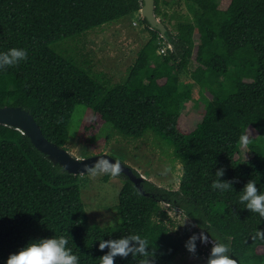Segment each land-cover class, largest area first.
<instances>
[{"label": "trees", "instance_id": "1", "mask_svg": "<svg viewBox=\"0 0 264 264\" xmlns=\"http://www.w3.org/2000/svg\"><path fill=\"white\" fill-rule=\"evenodd\" d=\"M183 1L187 12L175 13L173 31L166 26L172 48L142 18L149 38L114 81L95 69L83 44L71 42L137 12L142 0H0V52H28L19 65L0 70V106L25 108L48 140L64 146L80 104L111 125L107 140L152 132L181 164L177 188L145 179L148 195L118 175L120 221L100 226L89 221L79 174L53 163L20 129L0 123V264L30 242L60 236L79 264H100L107 251L99 250L100 241L136 234L156 248V264H174L183 244L167 225L162 203L208 234L204 246L220 241L238 264L264 263V239H253L264 230V218L240 202L249 180L264 193V0ZM154 10L166 15L157 0ZM194 87L200 120L183 133L179 119ZM244 135L248 155L241 154ZM221 167L219 179L238 180L233 190L212 189ZM140 259L117 257L115 264Z\"/></svg>", "mask_w": 264, "mask_h": 264}, {"label": "rangeland", "instance_id": "2", "mask_svg": "<svg viewBox=\"0 0 264 264\" xmlns=\"http://www.w3.org/2000/svg\"><path fill=\"white\" fill-rule=\"evenodd\" d=\"M157 5L161 13L166 12L165 16H158L164 19L165 26L171 31L174 30L175 13L187 12L183 0H157ZM198 36L199 29H196L194 39L197 40ZM148 38L149 32L145 29V24L137 11L92 28L71 44L77 42L76 47L83 44V50L92 57L95 69L105 71L115 81L125 73L126 68L134 60L137 50ZM165 43L171 44L169 40ZM163 48L165 49L166 46L164 45ZM189 65L193 67L195 63L191 61ZM196 95L197 87H194L192 99L183 106L179 119L180 130L183 133L191 131L200 120V107L196 104ZM110 131L111 125L102 121L91 108L76 105L71 117L68 140L64 147L76 157L107 151L114 158L129 165L139 175H143L145 179H150L164 187L177 188L181 164L173 158L171 147L167 146L163 140L152 132H146L140 138L125 139L111 135L110 140H107ZM241 154L248 155L243 145ZM79 182L81 198L90 223L100 226L117 224L120 218L115 205L118 202L122 179L118 176H110L105 181L103 174L93 176L87 172L79 175ZM162 206L167 210L170 218L167 225L183 244L174 264H206L210 248L197 241V250L201 252L196 253V257H192L185 248V242L189 236L200 232L197 227L191 226L195 224L187 217L188 221L183 225L185 215L178 210L168 208L163 203Z\"/></svg>", "mask_w": 264, "mask_h": 264}, {"label": "clouds", "instance_id": "3", "mask_svg": "<svg viewBox=\"0 0 264 264\" xmlns=\"http://www.w3.org/2000/svg\"><path fill=\"white\" fill-rule=\"evenodd\" d=\"M27 56L28 52L23 48H11L7 52H0V70L19 65L20 62L27 59ZM240 143L247 146L250 143L249 136H241ZM84 170L93 176L109 174L115 177L123 172L119 161L109 160L105 157L99 158L91 166L85 165ZM224 171L222 167L216 170L217 179L211 185L213 190L220 192L233 190L232 185L238 183L235 178L227 181L219 179L224 175ZM240 202H246V209L258 213L260 217L264 218V193H260L254 180H249L244 186ZM187 221L186 217L183 225ZM191 226L196 227L195 225ZM256 238L264 239V230H257L253 239ZM197 241L200 244L210 243L209 236L204 231L189 236L185 242V248L192 257H196ZM68 243L66 236L30 242L17 253L10 254L6 264H79V257L67 247ZM211 245L206 264H238V261L229 254L231 250L227 244L211 240ZM98 248L100 251L107 249L106 253L100 257V264H115L117 257L124 259L129 255L133 258L141 257L138 264H156V248L150 249L149 241L138 234L102 240L99 242Z\"/></svg>", "mask_w": 264, "mask_h": 264}, {"label": "water", "instance_id": "4", "mask_svg": "<svg viewBox=\"0 0 264 264\" xmlns=\"http://www.w3.org/2000/svg\"><path fill=\"white\" fill-rule=\"evenodd\" d=\"M155 0H142V4L138 10L141 18H144L151 28L156 29L160 36L165 40H169L168 32L165 24L156 15ZM172 48V44H168ZM0 123L11 125L20 129L27 137H29L31 143L41 152H43L53 163L59 164L63 170L72 174H84L85 165L91 166L95 161L101 157H105L109 160L119 161L123 168L122 176L127 177L135 187L141 192L148 195V192H144L142 187V181L145 180L143 175L136 174L129 165L114 158L107 151L89 155L85 157H76L64 146H59L50 140H48L41 131L39 124L34 119L33 115L21 107L20 105H3L0 106Z\"/></svg>", "mask_w": 264, "mask_h": 264}, {"label": "built area", "instance_id": "5", "mask_svg": "<svg viewBox=\"0 0 264 264\" xmlns=\"http://www.w3.org/2000/svg\"><path fill=\"white\" fill-rule=\"evenodd\" d=\"M134 23V22H133ZM159 53H164L165 52V49L163 48V46H161L158 50ZM210 241V240H209ZM204 245H207V244H204Z\"/></svg>", "mask_w": 264, "mask_h": 264}]
</instances>
